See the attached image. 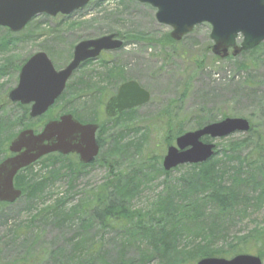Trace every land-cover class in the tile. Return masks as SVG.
I'll return each instance as SVG.
<instances>
[{
  "label": "rangeland",
  "instance_id": "obj_1",
  "mask_svg": "<svg viewBox=\"0 0 264 264\" xmlns=\"http://www.w3.org/2000/svg\"><path fill=\"white\" fill-rule=\"evenodd\" d=\"M155 14L136 0H95L69 16L38 15L18 33L0 27V161L19 131L38 132L67 113L99 124L101 141L86 167L76 156L50 155L18 174L22 196L0 205V264H195L204 254H253L264 264V184L255 159L264 147V42L214 52L210 24L175 39ZM112 33L122 48L82 64L45 115L31 119L29 105L10 101L31 55L43 51L61 69L80 41ZM128 80L147 89L150 101L107 117V99ZM228 117L247 119L253 132L206 136L204 143L215 144L210 160L164 170L179 130ZM108 179L131 185L120 198L134 222L101 227L93 218L92 199ZM220 190L226 207L210 199ZM137 220L150 228L145 235L134 228Z\"/></svg>",
  "mask_w": 264,
  "mask_h": 264
},
{
  "label": "water",
  "instance_id": "obj_2",
  "mask_svg": "<svg viewBox=\"0 0 264 264\" xmlns=\"http://www.w3.org/2000/svg\"><path fill=\"white\" fill-rule=\"evenodd\" d=\"M91 0H0V27L12 32L22 31L36 16L47 14L70 15L84 8ZM156 9L155 17L161 24L172 28L171 36L181 39L196 25L209 23L210 38L214 52L226 53L234 48L235 54L252 50L264 42V0H136ZM112 33L94 39L82 40L74 47L71 62L57 71L43 52L33 54L23 65L19 82L9 92L12 102L31 104L30 117L45 114L62 95L67 81L79 66L96 59L102 51L120 49L123 41ZM242 37L238 46L237 40ZM150 92L137 81L122 83L115 95L109 98L105 113L115 117L123 111L142 106L150 101ZM251 128L245 118H225L207 124L194 131H188L167 148L163 158L164 170L170 171L184 164H199L214 155L215 144L201 139L224 138L236 132L247 133ZM99 125L81 123L72 114H63L50 120L40 132L24 129L10 142L9 150L14 155L0 163V202L14 203L22 194L15 188L14 178L18 172L40 158L60 153H77L83 164L91 163L99 153L96 133ZM196 264H262L252 254H238L231 259L205 257Z\"/></svg>",
  "mask_w": 264,
  "mask_h": 264
},
{
  "label": "trees",
  "instance_id": "obj_3",
  "mask_svg": "<svg viewBox=\"0 0 264 264\" xmlns=\"http://www.w3.org/2000/svg\"><path fill=\"white\" fill-rule=\"evenodd\" d=\"M94 1L95 0H92L88 5H90ZM7 44L8 43L5 42V45H7ZM22 107L25 108V106H22ZM134 110L135 109L130 110V111H125L123 114H126L127 112H131ZM24 115H25L24 117L27 118V111H26V113H24ZM121 115H119L118 117H120ZM118 117H116V118H118ZM251 132H253V127H251L249 133H251ZM182 133H184L183 130H179L176 135L178 136V135H181ZM50 155H55V156H60V157L62 156L59 153L49 154L47 156H50ZM255 159H256V164L258 165L259 169L262 172V180H263V184H264V147H262L259 150V153L257 154ZM77 162H78V164H80V166L81 165L85 166V167L87 166L86 164H82L79 160ZM25 169H27V168H25ZM25 169H23V170H25ZM23 170H21L20 172H22ZM104 184L105 185L103 188V192L95 195L92 199L93 204H94V207L91 210L92 214H93V218L98 221V223L101 225V227H113V226L116 227V225L121 226V225H123V223H126V222H128V223L134 222V220H136V218H135L134 213H132L129 210V208L127 207L128 202L125 199L120 198V193L122 195V191L125 189V187H129L131 185H128V184L123 185V181H121V179H118V180L108 179L106 181V183H104ZM225 192L226 191H224V190L212 192L210 195L211 201L220 205L221 207H226V205L228 203V197H227ZM7 204H9V203H1L0 202V205H7ZM143 224L145 225V222L137 220L135 222L134 228L139 230L138 232L140 234L145 235L147 233V231L150 230V228H148L147 226L144 227ZM163 238H164V236H163ZM261 241L264 242V236H262ZM207 256H210V255L209 254L200 255V256L196 257V259L197 258L200 259L202 257H207ZM149 261H147V262H149ZM163 264H166V263L164 262Z\"/></svg>",
  "mask_w": 264,
  "mask_h": 264
},
{
  "label": "flooded vegetation",
  "instance_id": "obj_4",
  "mask_svg": "<svg viewBox=\"0 0 264 264\" xmlns=\"http://www.w3.org/2000/svg\"><path fill=\"white\" fill-rule=\"evenodd\" d=\"M102 53H104V52H102ZM102 53H101V55H102ZM59 70V69H58ZM118 91V90H117ZM117 93V92H116ZM115 93V94H116ZM104 112H105V108H104ZM82 123H86V122H82ZM88 123H93V122H88ZM98 133V132H97ZM96 141H97V143H98V145H99V147H101V141L98 139V137H97V134H96ZM7 155L2 159V160H4L6 157H9V156H12L13 155V153H11L10 152V150H9V145H8V151H7ZM71 155H73V156H76L78 159H80V157H79V155L78 154H76V153H73V154H71ZM1 160V161H2ZM0 161V162H1Z\"/></svg>",
  "mask_w": 264,
  "mask_h": 264
}]
</instances>
